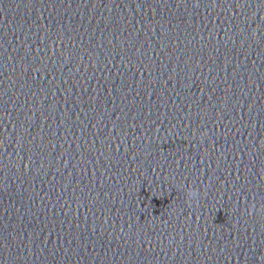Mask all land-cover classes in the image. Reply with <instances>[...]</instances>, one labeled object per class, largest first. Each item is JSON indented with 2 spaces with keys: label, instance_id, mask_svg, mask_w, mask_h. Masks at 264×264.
Wrapping results in <instances>:
<instances>
[{
  "label": "water",
  "instance_id": "1",
  "mask_svg": "<svg viewBox=\"0 0 264 264\" xmlns=\"http://www.w3.org/2000/svg\"><path fill=\"white\" fill-rule=\"evenodd\" d=\"M0 264H264V0H0Z\"/></svg>",
  "mask_w": 264,
  "mask_h": 264
},
{
  "label": "clouds",
  "instance_id": "2",
  "mask_svg": "<svg viewBox=\"0 0 264 264\" xmlns=\"http://www.w3.org/2000/svg\"><path fill=\"white\" fill-rule=\"evenodd\" d=\"M197 195H198V193H197L196 190H190V191L188 192V197H189L190 200L195 199V198L197 197Z\"/></svg>",
  "mask_w": 264,
  "mask_h": 264
}]
</instances>
